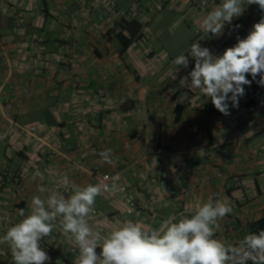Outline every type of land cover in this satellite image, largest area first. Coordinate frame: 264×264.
<instances>
[{
  "label": "crops",
  "instance_id": "1",
  "mask_svg": "<svg viewBox=\"0 0 264 264\" xmlns=\"http://www.w3.org/2000/svg\"><path fill=\"white\" fill-rule=\"evenodd\" d=\"M94 2L21 0L20 6L34 12L21 35L12 15L17 4L0 0V104L16 97L13 127L0 118V175L19 170L25 162L29 169L40 170L43 180L31 176L26 181L20 204L25 215L31 211V198L42 195L41 187L57 190L60 174L66 173L77 185H94L88 173L95 169L122 173L137 201L154 197V215L146 222L132 220L145 228L159 227L169 217H190L209 200H226L233 211L217 221L214 238L238 244L249 233L248 226L264 218V87L253 81L246 86L239 108L231 109L243 121L239 126L213 130L204 107L220 112L211 101L202 94L203 104H177L180 73L167 75L163 70L188 48L204 16L189 9L187 0H105L100 6ZM248 11L243 28L231 36L213 37L206 46L218 55L224 50L220 44L228 40L234 44L236 35L245 36L259 19L257 6ZM184 25L191 27L192 37L181 46L175 34ZM62 47L70 51L65 57L71 61L69 65L55 55ZM105 74L109 78L103 82ZM100 87L108 91L107 101L95 99ZM31 126L38 127L37 138L42 136L50 146L69 151L52 162L47 159L46 147L29 157L24 150L30 149L33 141L15 132ZM190 126L205 130L200 140L195 142L188 135ZM97 137L103 139L104 146L92 154L88 146H98ZM7 142L21 145L23 151L10 152ZM182 144L185 148L180 150ZM106 149L111 150V164L99 155ZM162 149L178 150L180 163H157L155 155ZM69 158L82 170L74 169ZM138 163L143 166L138 168ZM217 170L219 178L215 177ZM133 173L138 177L133 179ZM206 177L210 179L204 183ZM177 179L183 182L180 187ZM142 180L157 188L155 195L144 191ZM160 183L167 185L165 191ZM180 189L185 190L184 196L177 195ZM94 207L112 220L120 210L116 201L103 195L96 198ZM41 246L52 257V264H76L78 252L70 253L76 247L59 228L57 241ZM0 264H5L1 256Z\"/></svg>",
  "mask_w": 264,
  "mask_h": 264
},
{
  "label": "clouds",
  "instance_id": "2",
  "mask_svg": "<svg viewBox=\"0 0 264 264\" xmlns=\"http://www.w3.org/2000/svg\"><path fill=\"white\" fill-rule=\"evenodd\" d=\"M252 5L257 6L259 19L245 36L236 35L235 43L220 54L195 41L187 54L180 53L172 61L186 70L192 64L183 78L224 116L239 108L246 86L255 81L264 87V0H220L199 25L215 38L231 36L241 27L234 21ZM99 155L104 162L113 163L110 149ZM35 176L43 180L41 173ZM61 183L69 195L41 187L42 195L31 198L30 213L22 212L23 218L0 236V245L10 248L13 264H52L41 241L56 228L78 250L76 264H264V230L245 235L236 245L214 238L217 221L233 211L226 200H209L190 217H169L159 227L145 228L125 220L102 234L93 229L90 220L96 198L106 186H81L66 176Z\"/></svg>",
  "mask_w": 264,
  "mask_h": 264
},
{
  "label": "built area",
  "instance_id": "3",
  "mask_svg": "<svg viewBox=\"0 0 264 264\" xmlns=\"http://www.w3.org/2000/svg\"><path fill=\"white\" fill-rule=\"evenodd\" d=\"M13 4H17L12 11V15L15 19V29L18 32V34L24 33V27L26 26L28 20L34 16V12H32L30 9H24L21 5V0H11ZM81 1V0H80ZM83 1V0H82ZM188 1V7L189 9L197 10L196 13L198 16L203 17L204 14H206L207 11H209L210 8H214L217 3H215L214 0H187ZM97 6L104 5L105 0H95ZM247 7V6H246ZM248 9L245 11L244 15L240 17L238 20L234 21V24L241 25L240 28H243L244 25L248 22ZM105 17V12H102V18ZM227 31V29H226ZM213 36H211L209 33H206L200 29L198 26L195 30L194 39L191 43L195 41H200L203 46H206V43L212 39ZM230 39V38H228ZM12 40V39H11ZM10 42V40H8ZM190 43V45H191ZM233 43H231L230 40L225 41L224 43L220 44V47L225 49L226 47L231 46ZM189 45V46H190ZM188 46V48H189ZM188 48L184 50L182 53L187 54ZM70 51L65 49L64 47L60 48L59 52H57L55 55L57 58H59L60 62H67V64H70V60L66 59V55L69 54ZM173 59L168 61L166 65H164L163 70L166 71L167 75L180 73L181 81L178 84V91L180 93L178 97L177 104H184L189 107H193L197 104H203V96L202 93H199L195 90H193L191 87V83L188 79L183 78L186 76L187 71L190 70L192 67V64L190 63L189 69H183L180 66L174 65L172 63ZM109 78L108 75L102 76V81L105 82ZM109 97V93L106 90L105 87H100L97 92L95 93V99L99 101H107ZM16 101V97H12L10 99L4 100L0 104V111L1 115L0 118L3 122H6L10 124V126L13 127V120H12V114L14 110V103ZM208 114V126L209 128L213 130H222L224 128H235L239 126L243 121L240 117H237L235 114L224 116L220 113H217L214 111L213 108L210 107H204ZM138 114H142L141 110L137 111ZM126 124V122H124ZM38 127L31 126L29 128H19L16 130L15 134L19 135H25L28 141H33V146L30 147V149L24 150L26 155L35 156L36 153L39 151L41 147H46L47 153V159L48 161L52 162V160L57 155H63L66 154L69 150L66 151V153L62 152L58 146L45 143L43 141L42 136L36 137L38 135L39 130H37ZM110 131L113 130L112 127L109 128ZM205 130L190 126L187 129L188 135L191 137H194V141H198L202 138ZM9 139V138H8ZM97 145L95 144H89L88 151L92 154H97L99 150L104 146L103 145V139L97 137ZM7 149L10 152H21L23 151V147L19 144L7 142ZM128 145H125V148H127ZM185 148V144H182L180 146V150ZM194 148H190V152H194ZM112 159V158H111ZM69 163L73 165L74 169L76 170H82V166L79 164H76L73 159L69 158ZM155 161L159 163L161 166H165L167 162H170L172 164H178L180 163V152L177 150L175 152H170L168 150L162 149L158 151L155 155ZM26 164L29 165V162H25V164L17 171H10L6 170L3 172L2 175H0V232L7 231V229L11 226H13L15 223L19 222L23 216L21 213L23 210L20 208V204L23 201V196L27 189L26 181L28 177H38L35 176V173L39 172L40 170H36L35 168H30L29 166H25ZM138 168H141L143 165L142 163L135 164ZM66 176L68 180L71 182L69 176L66 173L60 174L57 181V190L63 192L65 195H69V191L65 189L61 183V178ZM88 176L90 179L94 180V185L100 184L102 188L106 186V190L102 191L103 196H107L109 199L116 201L119 204V211L116 216H114L113 220L111 218L105 217L101 215L99 212L95 210V214L93 218L90 220V224L93 227L94 230L101 231V233H106L107 231L119 226L120 222L123 220H139L146 222L148 221L155 213V206H156V200L154 197L150 198L149 200H135L130 194V184L128 180L123 176L122 173L117 172H105L100 170H93L88 173ZM221 172L217 170L215 172V177H220ZM131 177L133 179L137 178L138 175L136 173L131 174ZM210 177L204 178L203 182H208ZM177 186L182 185V181L180 179H177L175 181ZM142 188L145 192H150L151 196L155 195V190L152 189L151 186H149L148 181L142 180ZM158 187V186H157ZM160 189L166 190L167 185L164 183H160L159 185ZM178 196H184L185 190L180 189ZM178 198V197H177ZM215 198H220V195H216ZM7 199V200H4ZM24 213V212H23ZM57 234H58V228L54 229L52 235L50 237H46L41 241V245L44 242L48 243H55L57 241ZM78 250L75 248L70 251L71 254H76ZM0 256L5 259V264H13L12 261V255L10 248L6 245H0Z\"/></svg>",
  "mask_w": 264,
  "mask_h": 264
},
{
  "label": "rangeland",
  "instance_id": "4",
  "mask_svg": "<svg viewBox=\"0 0 264 264\" xmlns=\"http://www.w3.org/2000/svg\"><path fill=\"white\" fill-rule=\"evenodd\" d=\"M189 32H188V30ZM191 27L189 25H184V27L182 29H180L178 32H176L175 34V40L177 41L178 45H181L186 42L188 36L192 37L191 33H190ZM190 34V35H189ZM167 35V34H166ZM167 36H164V41H167Z\"/></svg>",
  "mask_w": 264,
  "mask_h": 264
},
{
  "label": "trees",
  "instance_id": "5",
  "mask_svg": "<svg viewBox=\"0 0 264 264\" xmlns=\"http://www.w3.org/2000/svg\"><path fill=\"white\" fill-rule=\"evenodd\" d=\"M260 230H264V218L261 220L255 221L248 226L249 233H253V232L258 233Z\"/></svg>",
  "mask_w": 264,
  "mask_h": 264
}]
</instances>
